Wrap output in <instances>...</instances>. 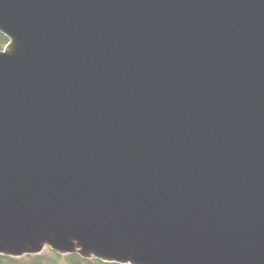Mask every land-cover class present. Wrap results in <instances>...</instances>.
I'll list each match as a JSON object with an SVG mask.
<instances>
[{
	"label": "water",
	"instance_id": "95a60500",
	"mask_svg": "<svg viewBox=\"0 0 264 264\" xmlns=\"http://www.w3.org/2000/svg\"><path fill=\"white\" fill-rule=\"evenodd\" d=\"M0 255L264 264V0H0Z\"/></svg>",
	"mask_w": 264,
	"mask_h": 264
},
{
	"label": "trees",
	"instance_id": "16d2710c",
	"mask_svg": "<svg viewBox=\"0 0 264 264\" xmlns=\"http://www.w3.org/2000/svg\"><path fill=\"white\" fill-rule=\"evenodd\" d=\"M8 40L0 33V51L7 45ZM0 264H112L102 263L94 259H82L78 255L60 256L46 249L45 253L36 256L10 258L0 255Z\"/></svg>",
	"mask_w": 264,
	"mask_h": 264
},
{
	"label": "rangeland",
	"instance_id": "374dc122",
	"mask_svg": "<svg viewBox=\"0 0 264 264\" xmlns=\"http://www.w3.org/2000/svg\"><path fill=\"white\" fill-rule=\"evenodd\" d=\"M45 251H46V249H44V250L42 251V253H45Z\"/></svg>",
	"mask_w": 264,
	"mask_h": 264
}]
</instances>
